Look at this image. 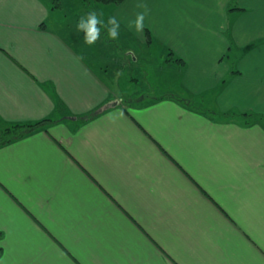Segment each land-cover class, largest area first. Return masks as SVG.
Returning <instances> with one entry per match:
<instances>
[{
	"label": "crops",
	"instance_id": "obj_1",
	"mask_svg": "<svg viewBox=\"0 0 264 264\" xmlns=\"http://www.w3.org/2000/svg\"><path fill=\"white\" fill-rule=\"evenodd\" d=\"M102 6L135 46L0 0V122L50 118L0 144V264H264V0Z\"/></svg>",
	"mask_w": 264,
	"mask_h": 264
},
{
	"label": "rangeland",
	"instance_id": "obj_2",
	"mask_svg": "<svg viewBox=\"0 0 264 264\" xmlns=\"http://www.w3.org/2000/svg\"><path fill=\"white\" fill-rule=\"evenodd\" d=\"M59 2H61V6H57V10L54 12L57 14V16L61 15L63 16V20L68 21V23H70L71 25H73V27H76L78 21L82 18V17H86L89 12L88 9H85L84 6L82 5L81 0H58ZM57 2V0H49V3H51V5L55 4ZM93 7L90 8L91 12H95L97 14V16L100 18V20L102 21V24L100 26L101 31H100V39H103V42L100 43L101 46H103L105 48L108 46H117L119 47H124L126 45H130V46H135L133 45L132 41L130 38H126V37H121L118 36V39L116 40H111L108 38L107 36V25H108V19L111 16V12L110 10L104 8L102 6V4H96L95 6L92 5ZM120 30V29H119ZM83 32V31H80ZM120 32H122L120 30ZM97 44V43H96ZM94 44L91 47L97 48V45ZM152 48L155 50V53L157 54L155 49L156 47L152 45ZM152 50V49H151ZM151 58H149L150 60ZM151 61V60H150ZM110 61L107 60L105 63L108 64ZM140 67L143 66V70L145 71V66L147 65V60H141L140 61ZM160 63H162L160 61ZM136 74V73H135ZM126 76V73L123 74ZM128 75V74H127ZM153 90H155L154 88H152ZM152 90V91H153ZM173 91L175 92V86L173 85ZM192 103H195L196 105V101H194L193 99H191Z\"/></svg>",
	"mask_w": 264,
	"mask_h": 264
},
{
	"label": "clouds",
	"instance_id": "obj_3",
	"mask_svg": "<svg viewBox=\"0 0 264 264\" xmlns=\"http://www.w3.org/2000/svg\"><path fill=\"white\" fill-rule=\"evenodd\" d=\"M138 8L145 9L144 12L137 13L135 20L132 22L134 24L137 32H143L144 30V20L147 14V5L143 3H138L136 5ZM102 21L97 16L95 12H90L86 17H82L77 25V31H83L84 42L88 45H94L98 40H100V31ZM120 23L116 17H109L107 25V36L111 40L118 39L119 36Z\"/></svg>",
	"mask_w": 264,
	"mask_h": 264
},
{
	"label": "trees",
	"instance_id": "obj_4",
	"mask_svg": "<svg viewBox=\"0 0 264 264\" xmlns=\"http://www.w3.org/2000/svg\"><path fill=\"white\" fill-rule=\"evenodd\" d=\"M123 0H81L82 5L85 9H88L90 13V8L95 6V4L102 5H115L119 4ZM61 6V2L57 0L52 7ZM42 26V25H41ZM145 35L147 42L150 43L151 36L148 33V29H145ZM171 54V52H170ZM176 61H181L180 58H173ZM50 118H42L40 120L28 121V122H0V144L8 143L15 139L23 137L25 134L32 132L36 128H38L41 124L48 122Z\"/></svg>",
	"mask_w": 264,
	"mask_h": 264
}]
</instances>
